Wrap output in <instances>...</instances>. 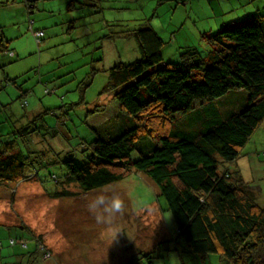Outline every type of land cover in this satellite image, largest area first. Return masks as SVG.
Listing matches in <instances>:
<instances>
[{
	"label": "rangeland",
	"instance_id": "rangeland-1",
	"mask_svg": "<svg viewBox=\"0 0 264 264\" xmlns=\"http://www.w3.org/2000/svg\"><path fill=\"white\" fill-rule=\"evenodd\" d=\"M219 6L226 10L220 20L249 16L258 8L264 14V0H38L27 11L16 57L5 59L10 64L0 68V132L33 159L38 176L0 184V264H13V254L24 251L20 244L10 245L19 235L13 228L38 243L28 264H222L219 255L204 259L176 239L175 219L162 209L159 188L144 172L134 168L124 179L94 191L50 182L51 173H65L64 161H86L85 145L107 138V129L135 124L131 116L127 123L122 114L117 117L120 107L105 91L109 68L140 58L134 40L115 32L155 26L168 43L165 59L177 57L179 47L197 48L205 56L209 44L202 36L217 25ZM31 20L35 29L45 31L41 44L29 29ZM114 114L116 119L107 122ZM150 116L144 114L143 120L156 123ZM228 167L239 171L264 208V125ZM103 189L118 192L125 203L123 214L110 225L97 223L87 207L89 197ZM114 230L119 232L112 240Z\"/></svg>",
	"mask_w": 264,
	"mask_h": 264
},
{
	"label": "trees",
	"instance_id": "trees-1",
	"mask_svg": "<svg viewBox=\"0 0 264 264\" xmlns=\"http://www.w3.org/2000/svg\"><path fill=\"white\" fill-rule=\"evenodd\" d=\"M22 1L29 13L36 7L37 0ZM260 10L242 14L236 21L221 22L223 14L216 15L217 25L202 36L209 44L205 56L197 48L182 51L179 47L177 57L165 59L168 43L155 26L115 32L134 40L140 58L109 68L105 91L109 101L120 107L117 117L122 114L127 123L131 116L135 124L107 129V138L99 136L85 145L86 161H64L65 173L61 177L51 173L50 182L57 187L76 183L94 191L124 179L135 168L158 186L162 209L171 211L175 219L176 239L190 251L204 259L217 254L222 264H264V208L257 205L239 171L228 167L264 125V14ZM33 23L29 29L41 44L45 31L35 29ZM36 32L42 35L36 37ZM8 42L0 30V52L8 49ZM11 80L16 83V78ZM144 114L157 122L147 123ZM113 119L115 114L107 122ZM21 130L29 133L28 127ZM35 175L33 159L0 132V184ZM13 229L19 235L10 239V245L24 249L13 254V264H28L38 243L21 229Z\"/></svg>",
	"mask_w": 264,
	"mask_h": 264
},
{
	"label": "crops",
	"instance_id": "crops-1",
	"mask_svg": "<svg viewBox=\"0 0 264 264\" xmlns=\"http://www.w3.org/2000/svg\"><path fill=\"white\" fill-rule=\"evenodd\" d=\"M37 1L35 4H37ZM221 7L222 6H219L218 9H215V12L217 15L222 13L224 16L226 10ZM1 9L5 12L4 17L0 19V30L5 40L9 41L8 49L4 52H0V68H4L6 64H10V62L4 63L5 59L14 60L17 53L16 47H20L21 44V42H18L25 36L27 7L22 0H17L15 2L0 0V10ZM240 16L241 14L237 16L234 15L232 18L222 19L221 22H224L225 20L236 21Z\"/></svg>",
	"mask_w": 264,
	"mask_h": 264
},
{
	"label": "clouds",
	"instance_id": "clouds-1",
	"mask_svg": "<svg viewBox=\"0 0 264 264\" xmlns=\"http://www.w3.org/2000/svg\"><path fill=\"white\" fill-rule=\"evenodd\" d=\"M88 210L101 224H112L117 215L123 214L125 203L121 195L114 191L103 189L88 199ZM119 230L113 231L112 240Z\"/></svg>",
	"mask_w": 264,
	"mask_h": 264
},
{
	"label": "built area",
	"instance_id": "built-area-1",
	"mask_svg": "<svg viewBox=\"0 0 264 264\" xmlns=\"http://www.w3.org/2000/svg\"><path fill=\"white\" fill-rule=\"evenodd\" d=\"M35 35H36V37H39L42 35V32H36ZM37 41H39V40H37Z\"/></svg>",
	"mask_w": 264,
	"mask_h": 264
}]
</instances>
